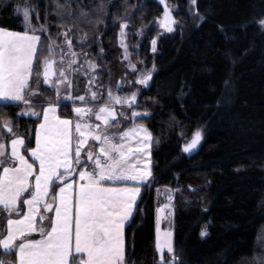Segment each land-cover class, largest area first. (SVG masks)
I'll use <instances>...</instances> for the list:
<instances>
[{
	"label": "trees",
	"instance_id": "16d2710c",
	"mask_svg": "<svg viewBox=\"0 0 264 264\" xmlns=\"http://www.w3.org/2000/svg\"><path fill=\"white\" fill-rule=\"evenodd\" d=\"M47 1L46 9L40 4V21L45 23L47 13L49 33L55 36L62 29L51 23L57 20L55 4ZM142 1L72 4L91 20L80 17L79 32L91 41L102 33L101 56L112 84L123 73L112 18L135 8L132 25L142 27L164 14L165 6L181 10L188 0ZM21 4L23 0L0 2V27L23 30L20 18L13 16ZM196 9L195 28L171 13L184 24L181 33L160 40L156 53L155 39L142 50V58L153 60L155 67L136 107L150 113L144 125L159 140L151 149L153 188L176 190L175 250L181 264H255L253 258L264 253V29L259 24L264 0H196ZM65 107L59 110L62 117L71 118ZM18 108L8 104L3 111L17 120ZM19 119L21 130L32 120ZM197 130L202 132L200 144L184 153V141H191ZM152 199L143 192L138 202L143 211L137 210L125 229L126 255L133 264H159ZM5 225L0 220V230Z\"/></svg>",
	"mask_w": 264,
	"mask_h": 264
},
{
	"label": "snow or ice",
	"instance_id": "6c2138e0",
	"mask_svg": "<svg viewBox=\"0 0 264 264\" xmlns=\"http://www.w3.org/2000/svg\"><path fill=\"white\" fill-rule=\"evenodd\" d=\"M73 2L53 0L57 20L51 23L62 29L55 36L49 33L47 13L45 23H33L39 12L31 0H23L22 10L13 9L17 16L22 11V31L0 27V220L6 221L0 230V264H128L125 227L152 176L151 149L159 140L144 125L147 109L135 110L136 92L99 91V66L87 53L79 63L73 29L80 17L91 20L83 8L77 13ZM174 23L165 6L162 26L173 32ZM259 24L264 29V18ZM127 27L121 23L124 59L129 58L123 43ZM85 39L86 34L81 46ZM151 43L155 52L157 42ZM130 67L137 71L134 64ZM154 70L141 73L135 83L148 87ZM81 75L88 86L74 96V80ZM65 101L72 102L71 118L59 111ZM9 102L23 105L15 121L3 111ZM116 105L132 109L131 114L117 111ZM20 117L34 118V127L21 130ZM121 120L132 126L121 129ZM113 127L121 130L110 132ZM201 139L197 130L183 152L192 153ZM172 236L168 231L161 237L158 218L159 264H181ZM253 259L264 264V253Z\"/></svg>",
	"mask_w": 264,
	"mask_h": 264
},
{
	"label": "rangeland",
	"instance_id": "374dc122",
	"mask_svg": "<svg viewBox=\"0 0 264 264\" xmlns=\"http://www.w3.org/2000/svg\"><path fill=\"white\" fill-rule=\"evenodd\" d=\"M115 1V0H110V2ZM143 3L146 2V0L142 1ZM43 3V4H42ZM40 4L42 9H46L48 7V1L47 0H31V5L38 9L39 12V20H36L35 17L33 18V23L34 24H42L40 21ZM24 4H21L19 7L23 8ZM171 9V10H170ZM170 9L168 8L170 15L171 13L177 14V15H182L185 19L187 18L189 23H191V26L194 28L197 26V21H198V12L196 9V2L195 4L192 3V0H188L185 8L183 9H178L175 5L170 6ZM135 8L131 10L130 12H126L123 14H119V16H114L115 19L113 24H117V29H116V37H115V45L117 46V49L119 51L118 59L121 64V69H122V74L120 77H118L115 81L110 79L109 73L107 68H105V65L103 64V59H102V52L101 51V35L102 33H99L97 35L96 40H90L87 36L86 39L84 40V46H81L80 44V38L82 36H85L81 32H79L76 28L73 29V32L75 35L72 36L73 39V44H74V51L80 54V59L79 63L83 64L84 63V54L87 53V58L89 60H93L99 67L97 69V74H98V81H97V86L98 90L101 92H107L108 88H111L116 94L125 96L131 92H141L143 90V86L140 84L135 83L136 79L141 75V73H145L147 71H151L154 67L153 60L152 61H145L142 58V50L143 47H145L146 43L149 44V42L152 39L156 40V47L157 45H160V40H171L175 36H177L179 33H181V30L183 29L184 24L176 21L172 27L174 28L173 32H168L166 28L162 26L163 21H164V14H161V16L157 19H153L149 24L142 26V27H134L132 25L133 16L135 12ZM106 15V13H105ZM15 18H20L21 24H22V11L21 15L17 16V14L14 12L13 15ZM106 18H104L103 21L106 22ZM172 20L173 17L171 16ZM180 19V18H179ZM108 20V19H107ZM133 20V21H132ZM132 21V22H131ZM92 22L95 23V18L92 20ZM127 22L128 27L124 29L126 35L123 37V43L124 45L127 46V52L129 54L128 59H124V53L125 49L124 47L121 46V23ZM62 31V30H61ZM47 35V34H46ZM103 50V49H102ZM99 56L97 57V53ZM156 53V52H154ZM153 53V54H154ZM100 63V64H99ZM134 64L137 71L133 72L130 65ZM86 68V65H85ZM155 68V67H154ZM155 71V70H154ZM154 71L152 72V76L154 74ZM107 72V73H106ZM151 81H149L150 84ZM120 84V88L117 89V84ZM74 84L77 86L73 90V95H82L85 92V89L87 88V80L86 77L84 76H79L78 79L74 80ZM112 84V86H110ZM129 90V91H128ZM124 91H127L123 93ZM65 109L64 111L69 112L70 117L74 116V113L72 112V102L70 101H65ZM77 106H82L80 101H76ZM23 108V105H20L18 108L17 114L21 111ZM117 111H125L129 115L131 114L132 109H129L127 107L121 109L120 107H116ZM136 110V108H135ZM138 111V110H136ZM24 119H34V118H29V117H20ZM94 119V118H93ZM16 119H14L15 121ZM98 123V122H97ZM31 125V124H30ZM29 125V126H30ZM32 126V125H31ZM125 126H132L131 121H124L121 120V129H123ZM121 129H117L115 127L109 129L110 132H118ZM190 141H184V144L186 145ZM92 143V142H90ZM150 167L152 169V164H150ZM151 182L148 184L145 192L146 195L151 194L153 204H154V235H155V251L156 249V238H157V219L159 218V229H160V234L161 237H163V234L165 232L171 231L173 233L172 240H173V245L175 248V221H174V196L176 194V190L169 187V186H161V187H154L153 188V176L150 177ZM149 178V180H150ZM147 181V183L149 182ZM171 197V198H170ZM205 237V236H203ZM159 261H160V253H158ZM177 254V253H176ZM165 258H168V253L165 250L164 251ZM179 257L181 256L180 254H177Z\"/></svg>",
	"mask_w": 264,
	"mask_h": 264
},
{
	"label": "crops",
	"instance_id": "0c3cea01",
	"mask_svg": "<svg viewBox=\"0 0 264 264\" xmlns=\"http://www.w3.org/2000/svg\"><path fill=\"white\" fill-rule=\"evenodd\" d=\"M0 104H3V102H0ZM9 104H11V102H9ZM34 146H35V145H34ZM34 146H33V147H34ZM150 182H151V178H150V180H149L148 183L144 184V185L141 187V193H140V196L137 198V204H138V202H139V200H140V198H141L143 192L146 190V188H147V186H148V184H149ZM147 194H148V193H147ZM142 211H143L142 206H140V209L138 210V213L141 214ZM135 213H136V212H135ZM135 213H134V214H135ZM50 215H51V214H50ZM5 227H6V225H5ZM126 227H127V225H126ZM126 227H125V229H126ZM126 258H127V255H126ZM127 261H128V264H133L132 261H131L129 258H127Z\"/></svg>",
	"mask_w": 264,
	"mask_h": 264
},
{
	"label": "flooded vegetation",
	"instance_id": "af4514ba",
	"mask_svg": "<svg viewBox=\"0 0 264 264\" xmlns=\"http://www.w3.org/2000/svg\"><path fill=\"white\" fill-rule=\"evenodd\" d=\"M136 92V91H135ZM132 93V92H131ZM137 93V92H136ZM141 92L137 93V100L140 97Z\"/></svg>",
	"mask_w": 264,
	"mask_h": 264
},
{
	"label": "water",
	"instance_id": "95a60500",
	"mask_svg": "<svg viewBox=\"0 0 264 264\" xmlns=\"http://www.w3.org/2000/svg\"><path fill=\"white\" fill-rule=\"evenodd\" d=\"M116 106H119V105H116Z\"/></svg>",
	"mask_w": 264,
	"mask_h": 264
}]
</instances>
